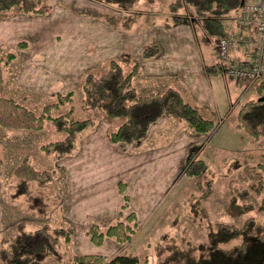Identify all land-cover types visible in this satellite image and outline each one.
Masks as SVG:
<instances>
[{
	"label": "rangeland",
	"instance_id": "1",
	"mask_svg": "<svg viewBox=\"0 0 264 264\" xmlns=\"http://www.w3.org/2000/svg\"><path fill=\"white\" fill-rule=\"evenodd\" d=\"M41 3L49 7L45 14L25 13L20 11L17 6H12L6 10H0V20L3 18V20H7L14 14L45 16L50 14V12L62 10L70 12L77 18L89 16L101 20L112 30L125 33L134 20L140 21L143 17L145 18L144 13L148 6L159 7L161 4L158 3V0H136L134 6L130 9H120L115 4L95 0H42ZM232 10L233 8L230 11ZM229 12L226 13L227 16L231 15ZM183 16H188V20L191 21L190 34L194 40V48L197 49L198 46H201L206 53L210 54L213 49V42L219 35L205 32L201 27L200 20L193 14L192 8L186 13L183 10L181 17L184 18ZM155 17L152 16L151 18L155 19ZM198 27H200L204 38H200L197 32ZM53 36L57 41H61L63 38L59 30H56ZM70 36L71 38H76L74 31H71L70 35L66 36V39L75 42ZM25 42V40L20 39L15 40L12 44L0 43L1 57H5V54L9 51L15 53V57L5 67L6 71L3 74V80L0 81V95L15 98L34 112L39 113L45 104L57 101L58 93L65 94L72 91V101H67L66 98H63L64 102L58 108L53 109L51 114L58 115L71 109V117L76 119L90 118L93 122L78 135L73 152L60 158L55 157L54 153L43 148L46 143L64 137V134L56 130L50 120H45L43 127L39 130L10 129L0 126V239L8 237L18 228L32 230L42 225H48L51 229L60 227L69 230L70 233L68 240L64 241L61 238L60 251L63 254L62 259L49 256L44 259L43 264H73V257L80 254L101 255L106 258L103 264H109L108 260L120 253L137 254L139 258L138 264H156L155 245L163 238V235L173 239L170 240V243L184 246L205 240L207 223L210 224L214 221L240 225L244 217L252 215L264 224V210L257 208L261 198L264 197V184L260 193L251 191L247 197L239 199L240 202H252L253 207L252 210L245 214H238L229 204L230 191L227 177L220 173L221 169H223L221 164L235 157H247L250 160L249 163H264V141H258L261 137L255 140L251 139L252 142L243 141L239 139L240 135L238 132L234 134V128H230L231 123L235 119V113L228 115L225 122V126L230 129L231 138L228 139L225 135L218 139L219 143H216L217 145H222L224 142H229L231 144L228 147L229 150L206 144L204 150L200 153L196 154L193 151L188 153L186 161L184 160L183 162L182 171L175 174L176 184L169 192L167 190V194H160V200L158 195L154 193L156 183L154 181L150 186V192L149 190H139L140 195L136 196L138 199L139 196L146 199L149 195L152 206L156 202L158 203L159 200L160 204L156 203L157 205L154 206L153 211L151 210L152 212L136 209L133 205L130 208L129 193L126 191L127 185L120 181L118 187L122 194V199L116 220L103 224L93 218L82 217V190L72 188L68 169L70 166L74 168L77 166L82 167V136L85 133L95 129V127L106 128L110 140V132L120 124L122 119L108 117L102 111L91 109L84 105L82 101L83 92L80 85L87 73L99 74L104 72L109 67L112 59L118 60L125 72L132 67V63L135 61L128 60L124 54L111 56L101 61L99 65L88 68L82 73V64L74 59V54L79 49L74 47L70 52L71 59L66 57L67 67L65 69L69 70L67 72L70 80L66 83L63 90H58L54 84V88L50 93L48 92L50 86L39 84L37 79H35L36 87H27L25 83H22L18 51L26 46ZM60 56L62 54L59 53L49 56V59L52 58L54 67L57 66L55 69L59 68L60 60L58 57ZM44 63L45 61L43 60ZM50 64L51 61L49 60V66ZM222 70L223 78L228 83L227 79L229 77L225 70ZM137 74L138 65L137 72L132 79L133 85ZM37 78L42 77L37 76ZM216 84H220V88H214L215 100L221 108L227 101V92L224 89L222 78ZM241 85L242 90L246 89L244 94L247 98L256 99L264 94V88L258 89L256 84L246 85L242 83ZM136 86H139V83H136ZM233 98L234 96H232ZM240 133L247 135L243 130ZM146 136H148V133ZM212 143L213 141L210 144ZM238 144H243L242 147L248 146L247 151H243V149L237 150ZM24 158L31 161L38 170L50 171V179L47 177L44 181L35 180L25 187L22 180L14 173L15 168ZM192 158H203L206 164L207 170L197 177L186 175V169ZM235 176L236 172L231 174V177ZM208 180H211V184H208ZM242 185L245 186L246 183ZM79 186L77 187L79 188ZM209 187L212 188V192L205 195V192L208 189L210 190ZM130 212L134 214L136 230L129 241L121 243L113 237L106 236L100 243H95L90 238L89 231L92 225H97L103 229L109 224L126 220ZM148 215L151 216L146 219Z\"/></svg>",
	"mask_w": 264,
	"mask_h": 264
},
{
	"label": "crops",
	"instance_id": "2",
	"mask_svg": "<svg viewBox=\"0 0 264 264\" xmlns=\"http://www.w3.org/2000/svg\"><path fill=\"white\" fill-rule=\"evenodd\" d=\"M170 1L172 0H158L161 3L159 7L148 6L145 9V18L134 20L125 33L112 30L101 20L89 16L77 18L62 10L45 16L14 14L7 20H0L1 44H12L20 39L26 41V46L18 51V58L22 83L27 87H36L37 79L39 84L50 86L48 92L53 90L54 84L58 90H63L70 80L69 70L65 69L66 57L71 59L70 52L74 47L79 49L74 54V59L82 64V73L99 65L106 58L124 54L128 60L137 62L138 74L134 78V86L138 93L163 91L173 86L186 101L215 123L211 132L197 133L191 131L183 119L166 115L150 126L148 136L131 144L111 142L106 128L102 127H95L85 133L82 136V167L77 166V169L68 166L72 188L82 190L84 218L90 217L103 224L116 220L122 199L118 187L120 181L127 185L130 208L133 205L136 209L153 211L154 206L160 204V196L167 194L176 184L175 174L182 171L188 153L193 151L198 154L204 150L206 144L229 150V142L216 144L220 137L226 135L228 139L231 138L230 129L225 126L226 118L233 113L236 115L238 108L252 99L245 96L246 89H241V84H246L244 81L229 77L226 83L215 51L218 37L227 31L247 34V30L236 19L238 8L245 0L231 1L226 13L232 8L233 10L229 12L231 15H223L224 31L213 42L210 54L201 46L194 48V40L190 34L191 21L188 16L181 17L183 10L186 13L190 7L183 5L178 10L180 18L173 21L167 7ZM152 16H156L155 19ZM165 23L170 25L166 26ZM197 29L200 38H204L200 27ZM56 30L63 37L61 41L53 36ZM71 31L76 34V38L70 36L75 42L66 39ZM150 45H156L158 52L154 56L144 57L143 50ZM56 53L62 54L58 57V69H55L57 66L54 67L52 58L49 59V56ZM230 56L233 59L251 61L252 47L246 48L239 43L231 48ZM220 78L223 79L227 92V101L221 108L215 100V89L220 88V84L216 82L219 83ZM235 123L236 116L230 128H234V134L238 132L240 140H255L248 135H242L241 129ZM258 141H264V136ZM238 145L237 150L247 151L248 146ZM153 181L156 182L154 193L159 200L152 206L149 195L147 200L140 196L138 199L136 196L140 195V189L150 192Z\"/></svg>",
	"mask_w": 264,
	"mask_h": 264
},
{
	"label": "trees",
	"instance_id": "3",
	"mask_svg": "<svg viewBox=\"0 0 264 264\" xmlns=\"http://www.w3.org/2000/svg\"><path fill=\"white\" fill-rule=\"evenodd\" d=\"M42 0H0V10L12 6L25 13L45 14L49 7ZM115 4L120 9H130L136 0H95ZM232 0H172L167 7L173 21L180 18L179 9L183 5L192 8L193 14L200 20L202 28L208 34L221 35L224 31L222 17L230 7ZM130 20V19H128ZM169 26V23H165ZM158 52L156 45L144 48L143 56L151 57ZM15 57L9 51L0 56V81L3 80L8 63ZM137 72V63L126 72L118 60H111L109 67L102 73H87L80 85L82 101L88 108L102 111L108 117L121 118L120 124L110 132L112 142L132 143L144 138L150 126L163 116L171 115L185 120L189 129L197 133H208L214 121L190 102L180 91L169 86L163 91L140 94L132 83ZM264 88V81L256 84ZM57 101L45 104L39 113L34 112L24 103L9 96L0 95V126L39 130L45 120H50L56 130L64 137L46 143L43 148L60 158L73 152L78 135L92 124V119H76L68 112L52 115L53 109L72 99V91L57 94ZM72 101V100H71ZM237 128L248 136L258 139L264 136V94L256 99L245 101L237 110ZM249 158H231L221 164V174L227 177L230 191V207L238 214L252 210V202H240L251 191L260 193L263 188L264 163H249ZM1 163V158H0ZM207 170L203 158H192L186 169V175L197 177ZM236 172L235 177L231 174ZM14 173L24 186L35 180L50 179V171H40L26 158L15 168ZM211 184V180L207 181ZM246 183V185H242ZM205 195L210 194L209 187ZM264 210V197L257 205ZM134 214L130 212L126 220L109 224L105 228L97 225L90 227V238L100 243L104 237H113L118 242L129 241L135 233ZM206 239L195 244L180 245L170 243L171 237L163 238L155 245L156 264H264V224L249 215L240 225L214 221L207 223ZM69 230L42 225L35 229L18 228L8 237L0 239V264H43L44 259L55 256L62 259L61 238L69 239ZM106 258L95 254H80L73 257V264H103ZM137 254L120 253L108 260L109 264H138Z\"/></svg>",
	"mask_w": 264,
	"mask_h": 264
},
{
	"label": "built area",
	"instance_id": "4",
	"mask_svg": "<svg viewBox=\"0 0 264 264\" xmlns=\"http://www.w3.org/2000/svg\"><path fill=\"white\" fill-rule=\"evenodd\" d=\"M238 24L247 34L227 31L216 41V54L222 68L230 78L246 84L264 81V0H245L237 11ZM252 47L251 61L233 59L230 50L237 44Z\"/></svg>",
	"mask_w": 264,
	"mask_h": 264
}]
</instances>
